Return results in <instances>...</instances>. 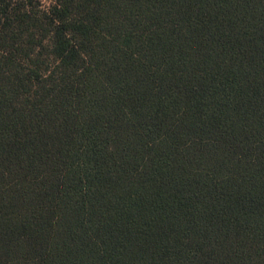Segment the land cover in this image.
Returning <instances> with one entry per match:
<instances>
[{"label": "trees", "instance_id": "1", "mask_svg": "<svg viewBox=\"0 0 264 264\" xmlns=\"http://www.w3.org/2000/svg\"><path fill=\"white\" fill-rule=\"evenodd\" d=\"M0 264H264V0H0Z\"/></svg>", "mask_w": 264, "mask_h": 264}, {"label": "rangeland", "instance_id": "2", "mask_svg": "<svg viewBox=\"0 0 264 264\" xmlns=\"http://www.w3.org/2000/svg\"><path fill=\"white\" fill-rule=\"evenodd\" d=\"M34 1L39 2L41 6L44 8H47L51 3V0H34Z\"/></svg>", "mask_w": 264, "mask_h": 264}]
</instances>
